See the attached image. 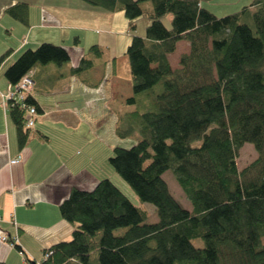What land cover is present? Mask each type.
I'll return each instance as SVG.
<instances>
[{"label": "trees", "instance_id": "trees-1", "mask_svg": "<svg viewBox=\"0 0 264 264\" xmlns=\"http://www.w3.org/2000/svg\"><path fill=\"white\" fill-rule=\"evenodd\" d=\"M84 1L123 11L128 20L133 95L127 103L134 108L128 125L117 130L135 142L115 146L109 162L142 201L156 206L158 220L149 222L148 211L108 177L92 189L74 186L60 204L63 217L75 224L72 238L49 247L44 264H264V0H253L259 8L252 14L244 6L223 16L203 0ZM7 10L28 21L27 2ZM169 13L171 28L163 21ZM142 15L150 18L144 36L136 30ZM251 16L254 27L242 20ZM183 39L190 48L174 70L169 55ZM102 53L91 45L71 71L89 68ZM69 59L64 45L44 41L25 49L5 75L16 83L37 64ZM28 101L39 113L31 93ZM9 114L21 147L32 126L19 104ZM245 142L255 145L258 156L239 169ZM168 169L191 209L171 192L163 177ZM197 237L203 246L193 243Z\"/></svg>", "mask_w": 264, "mask_h": 264}, {"label": "crops", "instance_id": "crops-1", "mask_svg": "<svg viewBox=\"0 0 264 264\" xmlns=\"http://www.w3.org/2000/svg\"><path fill=\"white\" fill-rule=\"evenodd\" d=\"M17 1L0 0V91L10 83L7 67L25 49L48 41L64 45L70 55L62 65L34 67L31 94L40 111L21 147L0 96V262L31 264L42 259L45 249L72 238L75 224L60 211L71 188L92 189L103 178L101 154L89 148L91 138L83 133L101 144L124 138L117 129L128 125L127 113L134 108L127 103L133 88L125 54L131 32L123 11L78 0L87 13L74 15L76 0H20L29 4L25 22L7 10ZM93 44L103 49L102 55L89 68L72 72ZM77 143L88 145L86 154L75 151ZM18 154L21 160L11 162ZM3 233L19 247L3 239Z\"/></svg>", "mask_w": 264, "mask_h": 264}, {"label": "rangeland", "instance_id": "rangeland-1", "mask_svg": "<svg viewBox=\"0 0 264 264\" xmlns=\"http://www.w3.org/2000/svg\"><path fill=\"white\" fill-rule=\"evenodd\" d=\"M83 2H86L82 0ZM253 0H203L202 4L204 7L208 8L212 12H214L218 16H223L235 11H238L242 9L244 6L250 7V13L252 14L254 11H256L259 8V5L251 3ZM74 10L72 11L74 15L77 13H84L86 14V9L82 8L80 6V3L78 0L73 3ZM92 16V15H91ZM87 17V15H86ZM172 14L169 13L163 18L164 23L167 27H172ZM243 21L248 22L252 27H254L253 18L250 17V20L242 19ZM75 22L79 23V20H75ZM150 18L146 15H142L137 18L136 24L137 28L136 30L141 33L137 34L144 36L146 32V26L149 23ZM190 48L189 42L186 39L180 40L177 45V49L169 55L170 62L172 64V67L174 70H180L181 69V55L185 52H188ZM127 56V55H126ZM128 58V57H127ZM162 87L161 83H158L154 86L155 89L159 90ZM144 94V93H143ZM89 132L83 133V138H91V141L87 143L89 148H95L96 154H101V157L99 159V172L102 175V177H108L112 179L116 184H118L131 198V200L139 205L140 207L146 209L148 211V221L149 222H155L158 220V214L156 210V206L148 201H142L138 195L135 193V191L132 189V187L119 175V173L116 172L112 164L109 162V157L113 155V147L118 143L119 146L129 147L135 142L134 137H124L122 139H117V142L114 144L110 143L109 141H106V143L101 144L100 140L97 139L93 134H89ZM87 144L84 143H77L75 144L74 148L75 151L80 154H86L87 150L89 148ZM258 156V151L255 147V145L252 142H245V144L239 148L238 156H237V164L239 169H243L247 165H249L253 160H255ZM254 174V170H252L251 175ZM163 177L167 181L169 188L173 195L183 204L184 207L191 209L192 204L186 194L184 193L183 189L179 185L175 174L172 169H168L163 173ZM122 228L119 229L121 231ZM193 243L196 246H203L204 240L201 237L193 238ZM262 241L264 242V237L262 238Z\"/></svg>", "mask_w": 264, "mask_h": 264}, {"label": "built area", "instance_id": "built-area-1", "mask_svg": "<svg viewBox=\"0 0 264 264\" xmlns=\"http://www.w3.org/2000/svg\"><path fill=\"white\" fill-rule=\"evenodd\" d=\"M34 85V71L30 70L25 73L16 83L10 82L5 90L0 91L2 103L7 110H9L11 105L15 104H19L24 109L26 113L27 126H33L36 116L38 115V109L36 105L28 101L29 94L32 92ZM21 158L22 155L18 154L16 157L11 159V162H18L21 160ZM2 238L8 239L9 236L3 233ZM51 254V249H45L42 259L35 261V264H44V261L47 260Z\"/></svg>", "mask_w": 264, "mask_h": 264}]
</instances>
